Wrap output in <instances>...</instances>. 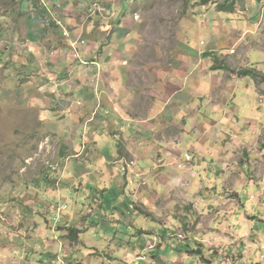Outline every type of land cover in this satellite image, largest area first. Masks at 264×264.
Listing matches in <instances>:
<instances>
[{
    "label": "rangeland",
    "instance_id": "374dc122",
    "mask_svg": "<svg viewBox=\"0 0 264 264\" xmlns=\"http://www.w3.org/2000/svg\"><path fill=\"white\" fill-rule=\"evenodd\" d=\"M45 1L0 0V249L49 227L62 230L53 244L63 254L78 244L63 232L73 223L102 243L91 263L264 264V0H237L229 13L224 0H69L82 7L77 20L97 18L106 40L129 44V92L115 100L128 128L68 125L64 109L66 122L51 125L56 116L18 87L27 84L18 42L33 15L24 10ZM247 68L258 79L239 74ZM98 134L105 156L117 147L109 163L97 157ZM46 187L59 199L48 203ZM108 190L118 194L111 204Z\"/></svg>",
    "mask_w": 264,
    "mask_h": 264
},
{
    "label": "crops",
    "instance_id": "0c3cea01",
    "mask_svg": "<svg viewBox=\"0 0 264 264\" xmlns=\"http://www.w3.org/2000/svg\"><path fill=\"white\" fill-rule=\"evenodd\" d=\"M68 1L47 0L44 2L45 6L37 5L31 9L24 10L25 12H28V10L32 11L33 15L25 14L27 32L23 34L25 36L24 41L19 40L18 42L19 44L23 43L22 54L24 56H21V60L24 61L23 65L26 69L24 80L27 81V84L22 83L18 87L24 86L26 88H24V92L30 95V99L35 98L33 102L35 107L38 105L44 108L42 113L44 118L48 120L50 115L52 117L56 116L51 125L66 122L62 110L64 109L71 114L66 122L68 125L88 126L92 124L97 126L103 123L105 125L122 124V126H127L128 128L129 124L131 126L134 123L133 121L129 124L126 123L132 116L127 109H124L126 104L115 100L117 98L123 99V94L127 95L129 92V89L124 85L125 67L123 64L125 62L124 56L129 50V44L124 38H119L120 41L116 42L118 38H113V36L110 40H106L96 25L98 23L97 18L90 20L82 16L80 20H77L79 15H82V11L76 10L82 7L70 5ZM70 1L72 2V0ZM22 7L24 6L21 5V11ZM55 15L65 25L57 26ZM13 22L16 23L13 19L9 20L11 26L14 25ZM64 31H66V34H64ZM36 83L39 87L35 86ZM5 85H1V88ZM33 86L35 88H31ZM34 90L40 92L38 93ZM79 103H83L84 106L78 105ZM103 104L110 107L114 114L105 115L102 113ZM113 105L119 106L116 108ZM108 119L115 120L112 123ZM47 120L45 122L46 125L48 124ZM138 128L145 130V128ZM95 134L96 131L91 137ZM66 135L67 133L65 134V139ZM98 135V138L95 139L97 144L94 143L97 157L103 163H109V158L116 156L117 147L112 155L105 156L101 153L100 147L106 141V138ZM68 156V154L63 152L62 158H68ZM79 164V161L73 162L72 165L66 167V170L77 172ZM87 187H89L88 184ZM46 189V197L49 199L48 203H51L54 195H57V199H59L60 194H56L53 188L49 189V187H46ZM116 192L108 190V192L103 194V199L111 204L114 200L116 201L118 195ZM68 225V228L77 227L71 226L75 225L73 223ZM77 228L81 229V227ZM61 231H55V228H43V230H40V232H43L42 239L41 236L39 238L35 236L34 239L28 240L30 242L29 245L2 247L0 249V263L83 264L86 258L88 259L85 264L96 263H91L90 260H94L95 256L102 254L101 252L96 254L98 253L97 249H101L99 247L102 243L99 246L96 242H94L95 244H88L82 238L84 231L81 229L80 236L78 235L76 240L78 241L77 246L66 245L64 249L62 247V254L61 247H58V244H53L55 242L54 239L57 237L56 235L62 234ZM63 232L68 235L67 230H63ZM80 245H83L82 247L85 249V256L83 257L80 254L77 255V252L82 250ZM36 252L38 254L37 257H35L37 255ZM103 262L101 260L100 264Z\"/></svg>",
    "mask_w": 264,
    "mask_h": 264
},
{
    "label": "trees",
    "instance_id": "16d2710c",
    "mask_svg": "<svg viewBox=\"0 0 264 264\" xmlns=\"http://www.w3.org/2000/svg\"><path fill=\"white\" fill-rule=\"evenodd\" d=\"M236 1L237 0H224L223 2H221L218 5V9L220 11H224V12H228V13L234 12ZM219 67L221 68V66H219ZM239 74L244 75V76H250L252 78H257V79L259 77V76H257L258 71L254 70L253 68H247L244 70H240ZM262 79L264 81V75L262 76ZM67 230H68V237L69 238H71L74 241L78 239V235L81 232V229H79L77 227H69V228H67ZM188 251H190L193 254L199 255L201 258H203V256H204L201 249L195 250L194 248H192L191 250H188ZM203 260H205V259L203 258Z\"/></svg>",
    "mask_w": 264,
    "mask_h": 264
},
{
    "label": "clouds",
    "instance_id": "9594fccd",
    "mask_svg": "<svg viewBox=\"0 0 264 264\" xmlns=\"http://www.w3.org/2000/svg\"><path fill=\"white\" fill-rule=\"evenodd\" d=\"M57 23L60 24V23H62V22L57 20ZM65 34H66V31H65ZM46 167H47V169H48V172H50V171L53 172V171H55V170H57V169L59 168V165L57 164L56 167H52V166L49 167V166L46 165Z\"/></svg>",
    "mask_w": 264,
    "mask_h": 264
}]
</instances>
